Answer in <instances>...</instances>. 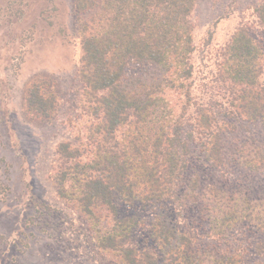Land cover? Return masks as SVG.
I'll list each match as a JSON object with an SVG mask.
<instances>
[{"label":"trees","instance_id":"16d2710c","mask_svg":"<svg viewBox=\"0 0 264 264\" xmlns=\"http://www.w3.org/2000/svg\"><path fill=\"white\" fill-rule=\"evenodd\" d=\"M198 1L77 0L82 129L74 142L57 145L53 181L57 197L87 219L97 247L120 264H243L239 248L200 249L178 231L171 213L191 204L203 205L208 238L219 244H231L230 233L243 224L264 232V200L202 187L199 174L190 175L197 143L204 163L226 176L224 137L245 123L262 135L237 139L230 160L264 180V0L254 9L262 35L250 26L236 30L216 75L221 101L207 103L194 96ZM59 107L48 83L31 86L30 112L51 119ZM140 229L150 241L142 248Z\"/></svg>","mask_w":264,"mask_h":264},{"label":"rangeland","instance_id":"374dc122","mask_svg":"<svg viewBox=\"0 0 264 264\" xmlns=\"http://www.w3.org/2000/svg\"><path fill=\"white\" fill-rule=\"evenodd\" d=\"M261 1H198L191 16L197 103L220 99L216 75L223 49L236 30L250 26L262 35L254 13ZM76 9L77 0H0V264H120L115 254L97 247L89 222L57 197L53 181L57 145L74 142L82 129ZM36 82L48 83L58 95L56 117L46 119L27 109L28 92ZM240 125L243 130L235 137H224L230 166L226 176L204 163L197 143L192 145L190 175L199 174L202 187L241 191L259 202L264 200V180L230 158L237 139L259 137L261 128ZM121 211L139 219L150 217L143 209ZM171 217L196 247L239 248L243 264H264V232L243 224L230 233L231 244L224 245L208 238L209 219L201 203ZM136 243L141 248L150 245L145 230L138 231Z\"/></svg>","mask_w":264,"mask_h":264}]
</instances>
